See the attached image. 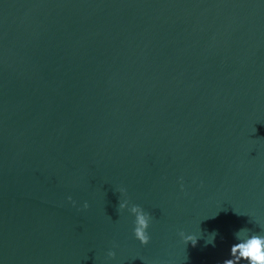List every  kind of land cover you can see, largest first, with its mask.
I'll return each mask as SVG.
<instances>
[{"label": "water", "instance_id": "95a60500", "mask_svg": "<svg viewBox=\"0 0 264 264\" xmlns=\"http://www.w3.org/2000/svg\"><path fill=\"white\" fill-rule=\"evenodd\" d=\"M254 219L264 0H0V264H221Z\"/></svg>", "mask_w": 264, "mask_h": 264}, {"label": "clouds", "instance_id": "9594fccd", "mask_svg": "<svg viewBox=\"0 0 264 264\" xmlns=\"http://www.w3.org/2000/svg\"><path fill=\"white\" fill-rule=\"evenodd\" d=\"M181 188H183L182 183ZM118 192L120 193L118 210L124 212L127 209L128 213L134 217L132 221V233L141 245H147L150 240L148 229L152 220L151 214L145 211L140 205L130 203L125 188H119ZM67 199L71 201L73 205L76 204L71 196L67 197ZM88 207L89 205L87 201H85L83 203V208L87 209ZM255 222L260 226V229H264V224L256 220ZM179 235L185 244L191 242L192 246L195 247L197 243V236L195 234H186L182 231ZM215 235L216 233L214 232L209 242L214 243ZM106 257L108 259H114L116 257V252L109 249L106 253ZM221 264H264V231H252L246 228L238 229L234 233V242L230 246L228 258L224 259Z\"/></svg>", "mask_w": 264, "mask_h": 264}]
</instances>
